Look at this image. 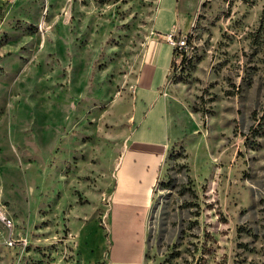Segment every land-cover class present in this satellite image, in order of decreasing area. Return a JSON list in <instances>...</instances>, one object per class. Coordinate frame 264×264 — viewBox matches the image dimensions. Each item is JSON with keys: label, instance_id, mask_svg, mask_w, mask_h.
Wrapping results in <instances>:
<instances>
[{"label": "rangeland", "instance_id": "374dc122", "mask_svg": "<svg viewBox=\"0 0 264 264\" xmlns=\"http://www.w3.org/2000/svg\"><path fill=\"white\" fill-rule=\"evenodd\" d=\"M158 2L0 0V264L107 263ZM180 4L144 264H264V0Z\"/></svg>", "mask_w": 264, "mask_h": 264}, {"label": "crops", "instance_id": "0c3cea01", "mask_svg": "<svg viewBox=\"0 0 264 264\" xmlns=\"http://www.w3.org/2000/svg\"><path fill=\"white\" fill-rule=\"evenodd\" d=\"M180 5V0H159L153 21L159 36L182 30ZM169 44L160 41L154 45L135 90L132 129L116 165L109 197L106 264H144L146 217L172 122L165 97L159 92L174 55Z\"/></svg>", "mask_w": 264, "mask_h": 264}, {"label": "built area", "instance_id": "2783aa9c", "mask_svg": "<svg viewBox=\"0 0 264 264\" xmlns=\"http://www.w3.org/2000/svg\"><path fill=\"white\" fill-rule=\"evenodd\" d=\"M2 1V0H1ZM167 41L171 44L173 47L175 53H179L180 49L184 47L185 45V40H184V35L182 37L176 39L175 34L173 32H168L165 34ZM0 220L3 221L6 224H10V221L6 216L0 213Z\"/></svg>", "mask_w": 264, "mask_h": 264}, {"label": "trees", "instance_id": "16d2710c", "mask_svg": "<svg viewBox=\"0 0 264 264\" xmlns=\"http://www.w3.org/2000/svg\"><path fill=\"white\" fill-rule=\"evenodd\" d=\"M173 52H174V50H173Z\"/></svg>", "mask_w": 264, "mask_h": 264}, {"label": "bare ground", "instance_id": "6f19581e", "mask_svg": "<svg viewBox=\"0 0 264 264\" xmlns=\"http://www.w3.org/2000/svg\"><path fill=\"white\" fill-rule=\"evenodd\" d=\"M170 45V44H169Z\"/></svg>", "mask_w": 264, "mask_h": 264}]
</instances>
